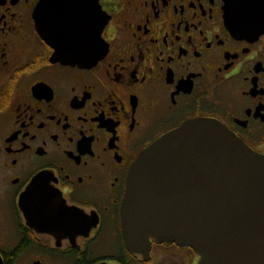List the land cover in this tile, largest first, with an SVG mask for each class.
Segmentation results:
<instances>
[{
	"label": "flooded vegetation",
	"instance_id": "obj_1",
	"mask_svg": "<svg viewBox=\"0 0 264 264\" xmlns=\"http://www.w3.org/2000/svg\"><path fill=\"white\" fill-rule=\"evenodd\" d=\"M85 1L102 57L70 66L36 28L56 11L0 0L1 264H200L175 244L127 250L126 178L191 121L264 157V0Z\"/></svg>",
	"mask_w": 264,
	"mask_h": 264
},
{
	"label": "water",
	"instance_id": "obj_2",
	"mask_svg": "<svg viewBox=\"0 0 264 264\" xmlns=\"http://www.w3.org/2000/svg\"><path fill=\"white\" fill-rule=\"evenodd\" d=\"M83 1L44 0L57 13H37L52 62L84 66L102 57L86 35L93 18L74 12L96 6ZM125 185L127 250L143 253L154 240L191 249L200 264H264V157L219 123L191 121L163 136L139 153Z\"/></svg>",
	"mask_w": 264,
	"mask_h": 264
}]
</instances>
